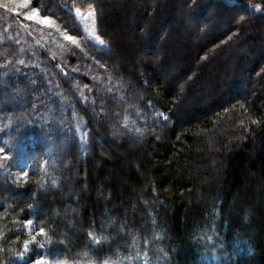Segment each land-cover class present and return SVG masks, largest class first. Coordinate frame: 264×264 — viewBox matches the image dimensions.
Segmentation results:
<instances>
[{
  "label": "trees",
  "instance_id": "1",
  "mask_svg": "<svg viewBox=\"0 0 264 264\" xmlns=\"http://www.w3.org/2000/svg\"><path fill=\"white\" fill-rule=\"evenodd\" d=\"M30 2L60 31L0 11V264H264V0Z\"/></svg>",
  "mask_w": 264,
  "mask_h": 264
},
{
  "label": "snow or ice",
  "instance_id": "2",
  "mask_svg": "<svg viewBox=\"0 0 264 264\" xmlns=\"http://www.w3.org/2000/svg\"><path fill=\"white\" fill-rule=\"evenodd\" d=\"M256 9H260L261 5L257 4L255 5ZM75 13L78 17H81V19H87L88 21L91 22V24L93 25V27L90 29V35L91 37L98 41L100 44H104L105 41L103 39H101V37L97 34L96 30H95V25H96V20H97V11L96 8L89 3L87 6V11L86 13H82L81 8L77 7L75 8ZM29 19H38L41 23L49 25L51 27H55L57 29V31H60L58 25L56 24V21L53 17L51 16H43L40 14L39 9H34L33 10V14L29 15ZM61 35H63L65 37L66 40L72 42L73 44H78V39L76 35H72V34H66L64 31H61ZM21 63H23V61H21ZM138 132L142 131L141 129H137ZM0 153H4V149L0 148ZM5 159H7V156H5ZM3 166V161H0V167ZM25 176H27V173H24ZM26 225H32L33 221L31 219H27L25 221ZM34 230L29 231V235L31 237L30 240H25L23 242V251L21 250H16V249H12V254L18 258H24L25 256V252L28 251L29 249V245L33 242L37 243L39 245V247L43 248L44 247V243H41L39 241H37V237L36 235L33 234ZM39 234L41 236L45 237V242L46 243H51L52 242V238L50 236H48L46 230L44 228H40L39 229ZM88 236L91 239V241L96 244V245H101L102 242H107L108 241V236L107 235H97L95 233V230H91L88 232ZM136 240L137 238L134 236L133 237V249L135 251V258L138 260L141 258V256H144L145 259V264H147V253H142L139 250H136ZM85 256L88 255L87 252L84 253ZM129 260L133 259L132 255H128L126 257ZM33 264H65L64 261L56 259V260H51L49 259L47 256H41L39 259H35ZM89 264H95V261L90 260ZM104 264H110L109 260H105ZM111 264H116V262H111Z\"/></svg>",
  "mask_w": 264,
  "mask_h": 264
},
{
  "label": "rangeland",
  "instance_id": "3",
  "mask_svg": "<svg viewBox=\"0 0 264 264\" xmlns=\"http://www.w3.org/2000/svg\"><path fill=\"white\" fill-rule=\"evenodd\" d=\"M34 9H36V8L32 6L30 0H0V11H2L3 13L9 14V15L18 16L20 18L19 21L21 23H23V21H29V22H32L34 24H39L41 26L51 27L49 25L41 23L38 19H29V15L33 14ZM76 17H77V20L80 23V25L83 27L84 32L87 35V38L98 43V44H100L98 41L94 40L90 35V29L93 27L91 22L88 21L87 19H81V17H78L77 15H76ZM131 37H132L131 35L126 37V40H130ZM162 79L164 80L165 83H167L169 77L164 76V77H162ZM14 167L16 169L18 166L15 164ZM19 173L20 172L17 171V173L14 174V175H16V178H19L18 177ZM25 263H26L25 259H21L19 261V264H25Z\"/></svg>",
  "mask_w": 264,
  "mask_h": 264
}]
</instances>
